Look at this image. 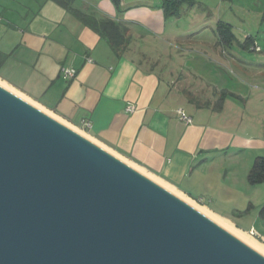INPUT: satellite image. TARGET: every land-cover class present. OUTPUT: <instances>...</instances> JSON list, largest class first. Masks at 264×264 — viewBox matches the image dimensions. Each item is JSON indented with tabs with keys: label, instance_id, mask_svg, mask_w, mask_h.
Masks as SVG:
<instances>
[{
	"label": "crops",
	"instance_id": "0c3cea01",
	"mask_svg": "<svg viewBox=\"0 0 264 264\" xmlns=\"http://www.w3.org/2000/svg\"><path fill=\"white\" fill-rule=\"evenodd\" d=\"M192 1L182 14L199 7V17H221L214 10L225 5V0ZM72 6L125 24L129 44L123 54L116 55L104 38L55 0H0V83L246 232L193 196L211 164V151L230 146L235 135L203 119L218 95L208 86L205 90L199 75L184 79L166 72V80L158 72L163 53H169L163 42L177 36L168 25L176 16H165L161 0H120L119 10L111 0H73ZM212 51L228 60L218 42ZM63 68L74 69L75 75L64 79ZM190 79L198 85L192 87ZM183 102L188 104L183 107ZM178 109L191 122L182 121Z\"/></svg>",
	"mask_w": 264,
	"mask_h": 264
},
{
	"label": "water",
	"instance_id": "95a60500",
	"mask_svg": "<svg viewBox=\"0 0 264 264\" xmlns=\"http://www.w3.org/2000/svg\"><path fill=\"white\" fill-rule=\"evenodd\" d=\"M0 264H264V256L0 84Z\"/></svg>",
	"mask_w": 264,
	"mask_h": 264
},
{
	"label": "rangeland",
	"instance_id": "374dc122",
	"mask_svg": "<svg viewBox=\"0 0 264 264\" xmlns=\"http://www.w3.org/2000/svg\"><path fill=\"white\" fill-rule=\"evenodd\" d=\"M224 3L214 10L221 17H199L195 12L199 7L182 14L181 8L168 22L179 37L166 40L165 45L163 42L162 48L169 53H163L158 72L166 80L171 73L183 74L184 79L194 73L203 80L205 90L210 87L217 91L218 102L211 95L214 100L203 119L235 138L230 146L211 151V164L203 170L202 182L193 189V196L264 242V178L249 181L255 160L264 157V0ZM199 6L205 9L206 5ZM220 20L234 29L236 38L230 44L219 39ZM246 37L249 39L243 44ZM213 42H218L228 60L221 59V53L220 57L214 54ZM190 83L192 87L198 85L192 79Z\"/></svg>",
	"mask_w": 264,
	"mask_h": 264
},
{
	"label": "trees",
	"instance_id": "16d2710c",
	"mask_svg": "<svg viewBox=\"0 0 264 264\" xmlns=\"http://www.w3.org/2000/svg\"><path fill=\"white\" fill-rule=\"evenodd\" d=\"M59 5L70 11L81 23L89 27L93 31L104 38L110 48L116 55L123 54L129 44V36L127 35V27L120 21L109 18H100L95 13L84 12L73 8V0H55ZM116 9L119 10L120 0H111ZM193 5L192 0H161V6L165 16H177L183 6ZM217 33L220 41L228 43L234 41L235 37L232 33V27L229 23L219 21L217 25ZM249 37L243 41L245 44ZM256 49V48H254ZM264 178V157H258L249 173V181L255 183Z\"/></svg>",
	"mask_w": 264,
	"mask_h": 264
},
{
	"label": "bare ground",
	"instance_id": "6f19581e",
	"mask_svg": "<svg viewBox=\"0 0 264 264\" xmlns=\"http://www.w3.org/2000/svg\"><path fill=\"white\" fill-rule=\"evenodd\" d=\"M175 194L178 195L179 197H181L182 199H184L185 201H187L189 204H191L194 207H196L199 211H201L202 213H204L205 215H207L208 217H210L211 219L216 221L219 225H221L222 227L227 229L229 232L233 233L240 240H242L247 245H249L250 247H252L253 249H255L256 251H258L259 253H261L264 256V244L263 243L259 242L257 239L252 237L250 234L235 228L231 223L227 222L226 220H224V219H222V218L210 213L205 208L199 207L193 201L181 196L180 194H177V193H175Z\"/></svg>",
	"mask_w": 264,
	"mask_h": 264
},
{
	"label": "built area",
	"instance_id": "2783aa9c",
	"mask_svg": "<svg viewBox=\"0 0 264 264\" xmlns=\"http://www.w3.org/2000/svg\"><path fill=\"white\" fill-rule=\"evenodd\" d=\"M257 49V48H256ZM61 75L64 79H70L71 77H73L75 75V70L72 68H63L61 70ZM129 110H132L133 107L129 106L128 107ZM178 113H179V118L186 122L189 123L191 122V118L185 113V111L183 109H178ZM88 124V123H87ZM253 235V234H252Z\"/></svg>",
	"mask_w": 264,
	"mask_h": 264
}]
</instances>
